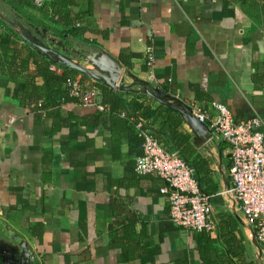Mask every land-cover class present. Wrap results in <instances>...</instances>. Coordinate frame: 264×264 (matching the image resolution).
<instances>
[{"label":"crops","instance_id":"crops-1","mask_svg":"<svg viewBox=\"0 0 264 264\" xmlns=\"http://www.w3.org/2000/svg\"><path fill=\"white\" fill-rule=\"evenodd\" d=\"M69 1L0 0V37L12 30L18 47L41 53L54 73L67 59L87 84L140 110L175 111L178 130L206 162L199 184L211 195L215 229L174 224L164 180L136 172L135 120L171 147L159 118H127L105 108L101 92L102 109L61 92L38 110L41 100L27 105L15 91L35 73L30 56L8 69L11 54L0 51V264H264V244L221 194L230 185L228 145L197 135L175 109L195 102L217 115L214 103H222L236 121L264 119V0ZM54 10L72 22H58ZM34 81L45 90L42 76Z\"/></svg>","mask_w":264,"mask_h":264},{"label":"built area","instance_id":"built-area-1","mask_svg":"<svg viewBox=\"0 0 264 264\" xmlns=\"http://www.w3.org/2000/svg\"><path fill=\"white\" fill-rule=\"evenodd\" d=\"M41 7L44 0H33ZM147 65L153 67L154 49H146ZM52 70H57L54 65ZM69 95L78 97L85 105L102 106L96 101L97 89H84L78 76L66 79ZM191 114L205 123L210 136L220 137L230 150V185L221 192L229 205L239 210L251 223L254 238L264 244V119L255 114L250 119L236 121L232 111L222 103H214L217 115H211L192 102ZM142 138V155L135 160V170L140 175L157 173L165 182L161 193L169 204L171 221L185 229L211 232L215 229L212 217L211 195L205 193L194 175L195 169L186 163L176 150H167L151 133L137 123Z\"/></svg>","mask_w":264,"mask_h":264},{"label":"trees","instance_id":"trees-1","mask_svg":"<svg viewBox=\"0 0 264 264\" xmlns=\"http://www.w3.org/2000/svg\"><path fill=\"white\" fill-rule=\"evenodd\" d=\"M25 2L26 4L33 3V0H21ZM68 2H72L69 0H66ZM242 2H245V0H241ZM45 3V2H44ZM44 4L42 5V7ZM57 16L58 22L61 23H71L72 21H69L68 19H65V17L61 16L60 13L54 10L53 17ZM74 33L82 34L85 32V29L83 28H77L73 31ZM0 51H2L3 55L5 56L7 53L11 54V63L8 65V69H15L17 68L16 62H20L23 58H26L29 55L33 63L35 64V73L29 74L28 79L25 84L20 85L16 91V93H19L22 95L23 101L27 105H35L39 102V100L42 101V104H40L37 109L43 110L47 108L53 102L56 97L61 93H65L66 98L70 100H74L79 102L81 101L78 97H72L69 95L68 88L66 86V79L70 76H77L80 74L78 71L74 69H70L68 67H61L62 73L56 74L51 69V66L53 65L51 61L47 60L45 56H43L41 53L29 51L26 48H20L17 44V36L12 30H7L6 32L1 34L0 37ZM56 67V66H55ZM36 76H42L45 80V86L44 91L40 92V87H38L35 84V77ZM80 80L84 84V89H97L99 93L102 94V102L105 108H108L110 110H114L117 113H120L121 111L124 112L125 116L127 118H131L134 112H140L139 114L143 117H153L155 119H160V132L162 134H165L169 137L171 141V147H165L167 150H176L178 151L179 156L190 166H192L195 169V175L197 179L200 181L199 173L206 172V162L202 159H197L196 157V149L192 145L190 141V137L186 134H183L178 130V127L180 125L181 119L180 116L171 109H166L164 114H160V112L156 110H152L147 107H143V110L141 109V105L138 103L128 104L124 99H122L118 93L113 92L108 87L94 82L86 83L87 77L86 75L81 74ZM130 106L129 111L128 106ZM36 110V109H35ZM135 116V115H134ZM138 121H134V124H137ZM141 144H142V138ZM143 153V150H142ZM142 153L140 155H142ZM139 155V156H140ZM203 190V189H202ZM204 191V190H203ZM205 193L209 194L207 191H204ZM210 195V194H209ZM233 226V225H232ZM214 243V242H211Z\"/></svg>","mask_w":264,"mask_h":264},{"label":"water","instance_id":"water-1","mask_svg":"<svg viewBox=\"0 0 264 264\" xmlns=\"http://www.w3.org/2000/svg\"><path fill=\"white\" fill-rule=\"evenodd\" d=\"M64 63L66 64V66L74 68L84 74H86V72L80 68H78L77 66H75L74 64H72L71 62H69L67 59L63 60ZM121 91H125L127 90V87H120L119 88ZM151 96H153L155 99H157L159 102L165 103L167 106L173 107L171 104L167 103L164 99H162L160 96L158 97L157 95H154L153 93L148 92ZM162 94V93H161ZM164 95V94H162ZM166 96V95H164ZM168 96V95H167ZM169 97V96H168ZM177 109L184 117V119L187 121V123L190 125V127L194 130L195 133H197V135H201L204 131H206L207 133H210V130L208 128V126L205 123H202L200 121H198L190 112V107L185 105V104H181V110Z\"/></svg>","mask_w":264,"mask_h":264}]
</instances>
